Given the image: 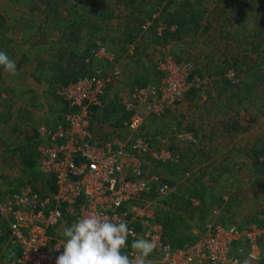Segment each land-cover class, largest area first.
Here are the masks:
<instances>
[{"label":"built area","instance_id":"2783aa9c","mask_svg":"<svg viewBox=\"0 0 264 264\" xmlns=\"http://www.w3.org/2000/svg\"><path fill=\"white\" fill-rule=\"evenodd\" d=\"M151 25L146 23L143 30ZM92 57L109 62L116 59L101 42L92 50ZM158 70V83L132 89L122 102L129 113V119L123 121L125 136L117 127L106 137H97L91 129L93 108L103 110L108 105L104 99L107 88L121 76L117 67L110 72L98 68L94 74L58 88L70 107L64 122L34 131L45 139L36 149L40 172L55 179L56 189L50 192L35 184L36 189L25 175L27 179L21 178L15 192L0 203V264H56L63 252L56 247L61 246L64 227L94 212L116 221L123 219L135 235L154 240L157 247L148 257L151 264H243L244 256L250 261L262 260L264 226L259 224L240 228L210 218L203 230H192L193 240L181 248L171 246L165 237L159 208L179 193V187L148 171L145 161L178 162L181 156L155 150L143 129L148 120L162 118L192 87L207 84V79L193 75L190 63L181 65L171 57L160 62ZM176 135L196 142L190 132ZM191 201L194 206L200 203ZM216 210L212 216H217Z\"/></svg>","mask_w":264,"mask_h":264},{"label":"trees","instance_id":"16d2710c","mask_svg":"<svg viewBox=\"0 0 264 264\" xmlns=\"http://www.w3.org/2000/svg\"><path fill=\"white\" fill-rule=\"evenodd\" d=\"M111 1L116 2V5L123 8L126 12L122 15L123 20L119 22L121 34L115 36L114 34L112 36L107 35V32L110 31L108 21L114 17L113 9L110 8V4L112 5ZM246 3L251 12L255 14V28L253 34H251L253 38L249 42L250 48L247 51L244 48L240 51L243 41L248 39V36L235 38L239 49L237 54L243 60L240 67L245 70L241 72L238 69L236 65L240 63V60L233 55L227 56L228 59L225 61L227 67L216 70L215 74L205 75L201 70H196L191 64L193 75L201 79H210L211 82L213 81V85L220 77L225 82V86L223 85L215 90L216 96L214 97L212 96L213 86L210 82L203 84L199 88L192 87L186 93L185 97L191 100L195 97L202 99L209 115L214 110L217 111L216 109L220 111L224 108L229 110L232 107L241 106L245 102H256L257 100L264 102V0H246ZM30 5L31 14L27 19L30 21L36 19L37 14L43 16L46 20L42 24L51 27L49 31L50 35H52L50 38L45 39L51 43V50L43 56H36L37 62H41L42 66H48V68L42 67L41 71L38 70L34 74V77H36L37 81L46 79L49 85H58L59 87L75 82L90 73L92 61L88 63L85 59L90 55L92 56V50L97 47L99 42L108 47V41L112 40V52H114L116 47H119L120 52H125L130 46H134L135 43L146 46V44L151 42L155 46H166L172 42H180L185 37H195L208 32V28L202 25L205 12L201 0L196 2H191L190 0H31ZM155 14H158L156 18H154ZM24 18L26 16L22 17V19ZM27 19L24 20V23L26 26L31 27L33 21L29 22ZM160 20L163 22L161 33L158 30L160 26H157ZM4 22L5 17L0 14V44L8 30L7 26H5V32L2 30ZM148 22H152L150 28L146 31L144 30L145 34L148 35L140 37L144 34L143 26ZM201 28L202 32L200 31ZM45 40L38 39L35 45L43 46L46 44ZM114 53L116 54V52ZM136 53H139V51L137 46H134L132 56H135ZM49 55H51V58L48 59ZM116 56L119 58L121 54ZM26 59L29 61V58ZM213 59L208 56L207 63L210 64L214 61ZM177 61L181 62V59L179 58ZM208 67L210 66L208 65ZM57 68L60 73L55 72ZM231 71H233V77L228 76ZM157 73L160 74V72ZM241 73H244V78H241ZM146 86H148L147 81H139L138 88ZM214 87L217 86L214 85ZM217 98L220 100L219 105H216ZM65 106L62 111V118L70 109L67 103ZM105 110L107 111L108 109ZM128 116H123V119H128ZM221 123L223 126H227L226 122L222 121ZM56 124L58 126L60 123ZM118 124V122L115 123V125ZM189 130L196 133L197 142L186 147L187 150L193 151V158L187 161V153H182L178 163L158 164L165 168L166 173L168 169L173 174L178 175L176 180L166 178V182L171 184L184 179L185 175L192 170L194 171L187 178V183L181 188L180 192L170 196L166 202L169 210L160 211L158 217L163 225L165 237L174 248H181L190 243L193 240L192 229L202 224L213 209L217 208L230 213L233 207L237 206L236 202L238 200L235 197L238 195L224 191L219 186L220 176L210 175L206 168L200 169L199 172L196 171L195 166H198L201 160H197V151L194 148L201 141L194 129ZM106 136L109 135L104 134L102 137ZM27 143L23 153V170L29 182L36 189H39L35 185L36 182H40V189L47 188L50 192L55 191V179L51 176L46 177L43 175L39 168L36 149L40 143H45V139L39 135L29 136ZM214 148L212 147V150L210 148L211 152L214 151ZM250 148L247 156L250 159L251 170L256 172V178L252 181H256L258 184L263 183L264 144L255 143ZM210 150L200 151L201 157L207 156ZM207 157L209 158V156ZM222 167L223 170L233 169L231 166ZM209 175L211 182L207 179ZM191 199L199 200V205L194 206ZM255 215V222L260 226H264V207L258 210ZM262 248L264 249V242Z\"/></svg>","mask_w":264,"mask_h":264},{"label":"rangeland","instance_id":"374dc122","mask_svg":"<svg viewBox=\"0 0 264 264\" xmlns=\"http://www.w3.org/2000/svg\"><path fill=\"white\" fill-rule=\"evenodd\" d=\"M190 1L196 2L198 0ZM111 2L112 5L110 4V8L113 9L114 17L113 19L108 21L110 31L107 32V35L112 36V34H114L115 36L121 34L119 22L123 20L122 15L124 14L125 10H123V8L121 7H118L116 5V2ZM30 3L31 0H0V14H2L4 17L6 16V18L9 17V19L7 20L10 25L7 24V27H9L7 33L10 32L12 40H14V43L17 45V47L10 53V57L15 60V62H17V60L21 56H30V58L32 59L36 56H43L46 54V52L51 50V43H49L48 40H45L46 38H50L52 36L50 35L49 31L51 27H49V25L42 24V22L46 19L39 14H37L36 19H33L31 21L27 19L31 14ZM201 4L205 12L202 25L205 28H208V32L199 34L195 37H185V39L180 42H172L166 46H155L150 41V43L146 44V46H141L140 44L135 43L134 46H137L139 51V53H136L135 56H129L128 52L126 51L120 52L119 47L114 48V52H116V54H121L118 64L121 71V77L117 81L116 87H112L109 90L108 96L110 95L109 97H111V99H115L116 97H118V99L121 98V101L123 99H128L131 93V89L134 86H138L139 81H147L148 85L158 83L161 79V73H157L161 72L160 70H158L159 64L168 57H171L176 63L181 65L190 63L196 70H201L205 75H207L211 73L215 74L216 70L221 69L222 67H227L225 64L226 59H228L227 56L233 55L237 57L238 60H240V63L236 65L238 69L241 70V72L245 70L243 67H240V64H242L243 60L241 56L239 57L237 54L239 49L235 38L248 36L249 38L243 41L240 51H242L243 48L244 50L246 49V51L248 50V48H250L249 42L253 38V35L251 34H253V30L255 28V14H253L249 9L246 0H201ZM24 16H26V18L22 19V17ZM16 18H20L21 20L17 24H14L15 22L13 23L12 21H14ZM26 19L29 22L33 21V25L31 27L25 25L24 20ZM15 25H18V27L15 28ZM157 26L163 27L162 20L157 23ZM200 31H203L202 28L200 29ZM143 35L147 36L148 34H145L144 32V34H142L140 37H142ZM19 39L22 43L16 42ZM38 39L45 40V46L35 45V42ZM108 42V49L112 51V40ZM146 48L147 50H145ZM208 56L214 58V61H212L210 64L207 63ZM179 58L181 59V62L177 61V59ZM34 63L35 62H33V60L28 61L27 66H25L27 67V71H32L35 66ZM207 64L210 67H208ZM100 65L109 68L110 64L108 62H101ZM244 76V73H241V78H244ZM44 81L47 82L46 79H44ZM207 82H210L211 84L213 83V81L211 82L210 79H207ZM35 83L36 82L34 78L32 79L29 76L27 77V86H32V84L35 86ZM0 84H2V82H0ZM214 85L217 87H214ZM214 85L212 84L213 97L216 96L215 90L223 85L225 86V82L223 81V78L220 77L217 81H215ZM53 86L54 88L48 83L41 88H39L38 86V90L36 91L37 97H35L34 100H29L33 92L27 91L26 93L27 96L25 102H38V104L30 105V109L36 110V112H40V114L42 115L41 119H39L38 121L36 120L37 125H33L31 130H27V125L22 128L24 132L29 131L28 134L31 133V136L36 135L34 131L37 130V128L41 126L49 127L52 126L53 123H59L61 121L63 101L57 94V89L59 86ZM192 101L197 104L200 113L203 114V112H206L207 108L205 107V102H203L202 99L195 97L192 98ZM216 102H220V100L217 98ZM194 109L195 107L189 103L186 97H184L183 99L179 100L178 103L172 109H170L163 118H156L153 120H148L146 122L143 131L151 140L155 150H168L173 152L176 156H178V154H180L181 156L182 153H187V161H190V159L193 158V151L189 149L188 151L186 149V147H189V145L192 144L188 142L191 140H188L187 138L177 139L176 134L179 132L187 131L192 133L193 139L196 140V133L187 129L188 124H192L188 122L189 119L187 118L191 116ZM216 110L217 111L214 110V112H212L208 118L207 115L204 117L214 122L216 128L220 127V130L218 131L219 133L225 134L226 132H229V137L230 133H236L237 131H240L238 133V135L240 136L238 139L239 145H242L249 140H254L255 143L260 145L264 144L263 101L257 100L256 102H245L242 103L241 106L231 108L229 110L225 108L222 111L218 109ZM228 114L231 115L229 116L230 118H228ZM222 119H225L228 122L227 126H222ZM121 122L122 123L120 124V126H122L123 120ZM195 126H197L198 128ZM107 127L108 123L100 124L96 122L95 124H93V131L96 136L100 137L105 134V129ZM193 127L197 128L198 131H201L203 129L196 123ZM118 129L122 134H124V129H121V127H119ZM221 130H223V132H221ZM21 132L23 133V131ZM125 135L126 134H124V136ZM149 135H151L152 137ZM205 142L209 144V142L207 141H202L197 147L194 148L197 151V160L202 161L198 163V166H195L196 171L199 172L200 169L206 168L210 172V175L214 174L220 176L221 181L219 182V186L224 189V191L233 193L234 195H238L235 196L238 200L236 202L237 206L233 207L232 212L227 213L225 211H222L221 209H217V216H212V213H210L207 219L202 224L194 227L195 231L203 230L206 221L210 218H214L217 222L222 223L223 225H236L240 228L246 227L247 225L252 223L258 224L257 222H255V214L258 210H261L264 207V182L258 184L256 181H252L256 178V172L255 170H251V165V167L248 166L244 168L235 167V164L241 165L244 161H242V155L237 150L234 159H231L230 157V155L233 153L228 155L227 151H229L232 146L229 144V139L225 140L224 143L223 141L221 143V141L219 140L218 142L221 145L219 147H215L214 151L212 152V147L206 145L208 146V148L205 151H208L211 148L210 152H208L207 155L209 156V158L207 156H203V158L200 154V151H203ZM245 159L247 160V162H250L248 156L245 157ZM145 165L148 171L153 170L155 172H159V174H161L165 179L167 178L169 180H176V178L178 177V175L173 174L168 169L167 174L164 167L159 166L155 161L149 158H147V161H145ZM244 165L246 166V164ZM222 166H231L233 169L223 170ZM156 168L157 170H155ZM13 172V175L17 176V178L14 176L16 179L8 180L7 182L11 183V188L17 189L18 185L22 181L21 178L23 180L27 178L23 175V168L22 172L18 168ZM192 172L194 171L192 170L191 172H189V174L185 175L184 179L177 182L175 181V184H177L179 187V192L181 188L186 185V180H188L187 178H189ZM210 175L207 177L208 180L210 179ZM209 182H211V180H209ZM36 185L40 186V182H36ZM168 199L165 201L162 207L159 208V214L160 211L169 210V206L166 203Z\"/></svg>","mask_w":264,"mask_h":264},{"label":"crops","instance_id":"0c3cea01","mask_svg":"<svg viewBox=\"0 0 264 264\" xmlns=\"http://www.w3.org/2000/svg\"><path fill=\"white\" fill-rule=\"evenodd\" d=\"M7 19H9V17L6 18V16H5V22H4L5 24H4V27L2 29L4 32L6 29L5 26H7V24L10 25ZM20 20H21L20 18H16L12 22L13 23L15 22L14 24H17ZM14 27L16 28V27H18V25H15ZM8 28L9 27H7V29ZM4 35H3L4 38H2V40H1L0 51H5L10 56L11 51L14 50L17 47V45L14 43V40H12V37L10 36V32H8ZM16 42L22 43L20 39ZM133 49H134V46H130L128 48V50H126V52H128L129 56L132 55ZM118 54H120V53H118ZM54 55H55V53H54ZM116 55L117 54H115V56ZM47 56H48V53L46 55V59H47ZM26 58H29V60H31V61L33 60V62H35L34 63L35 66L32 69V71H29V70L27 71V67H25L28 64V60ZM49 58H51V55H49L48 59ZM119 58L116 56L115 62H109L107 60L99 61V60L94 59L91 55L88 56L85 59V61L88 63L92 61V63H91L92 66L90 68V73H88L86 75L94 74L95 70L98 68L105 70L106 72H110L115 67H117L120 70L119 65H118L119 64ZM101 62H108L110 64L109 68H106V67H103L102 65H100ZM16 66H17V72L19 73V75L15 76V77L11 76L9 73H6L3 70V68L0 67V82H2V84H0V95H1L0 96V203H5L7 201V199L15 192V189L11 188V183L7 182L8 180H13V179L17 178V176L13 175L14 174L13 171H16V169L18 168L22 172V168H23L22 166L24 165L23 153L25 152V146L28 144L27 143L28 138H29V136L31 137V133L28 134L29 131L24 132V130L22 128L27 125L26 126L27 130H29V129L31 130L33 125H37L36 122L39 119H41V117H42L40 112H36V110L30 109V107H31L30 105L38 104V102H25L26 96H27L26 93H27V91L33 92V94H31L29 100L30 99L34 100L35 97H37L36 91L38 90V86H39V88H41L42 86H45V84L47 85V82H45L44 80L41 79V81H37L36 77H34V74L37 73L38 70L41 71L42 67L48 68V66H42L41 62L40 63L37 62L36 57L31 59L30 56H21L17 60ZM45 71H47V70H45ZM55 72L60 73L58 68L55 70ZM26 76L27 77L29 76L32 79L34 78V80L36 82L35 86L33 84H32V86H27V77ZM118 80L114 81L107 88V93H106L104 99L106 100V102H108V105L103 110H99L95 107L93 108V114H92V120H91L92 131H93V124L98 122L100 124L108 123V127L105 129L106 135L111 136V133H109V131L110 130H112V131L117 130L116 127L117 128L121 127V129H124V133H127V129H125L123 124H122V126H120V124L122 123L121 122L122 120L127 121L129 119V116H128V119H123V116L129 115V113L127 111H125L124 105L122 104V102H125L127 99H125V100L123 99L124 101L123 100L121 101V98L118 99V97H116L115 99L114 98L111 99V97H109L110 95L108 96L109 90L112 87L113 88L116 87V83ZM51 86L54 88L53 85H51ZM1 87H2V89H1ZM136 87H138V86H134L132 89H134ZM132 89H131V91H132ZM57 94H58V89H57ZM130 95H131V93H130ZM58 96H60V95L58 94ZM128 96H129V94H128ZM108 98H109V100H108ZM60 99L63 101V109H64L66 107L65 104L67 102L61 96H60ZM187 99H188L189 103L195 107L191 116L188 118L185 117V118L189 119L188 122L192 123V124H188L187 129H194L198 133L197 136L200 137L201 142L202 141L209 142V144H207L206 142L204 143L203 150H206L208 148V146L209 147H219L221 145L218 142L219 140L221 141V143H222V141L224 143L225 140L229 139V144L232 146H231V149H229L230 152L227 151L228 155L233 153L230 155V157H231V159L232 158L234 159V156H235L236 150H237L242 155V161H244L241 165L235 164V167L244 168V167L250 166L251 164L249 163V161L245 162L246 161L245 157L249 153V148L255 144V141L249 140L246 143L239 145L238 139L240 136L238 135V133L240 131H237L236 133L235 132L230 133L229 137H228L229 132H226L225 134L219 133L218 131L220 130V127L219 128L217 127L218 128V130H217V128L214 125V122L207 119L209 117V114L207 112H203V114L200 113L197 104L195 102H193L191 99H189V98H187ZM216 105H219V102H217ZM232 108H234V107H232ZM105 109H108L107 110L108 113ZM67 110H68V108H67ZM206 115H207V118L204 117ZM64 116L65 115H63V117ZM227 116H228V118H230L229 116H231V115L228 114ZM227 120H229V119H227ZM222 121L226 122V125H227L228 122L225 119H222ZM62 122H64V118H62V120L59 123H62ZM116 122H118L119 124L115 125ZM109 123H110V125H109ZM195 123L197 125L201 126L203 129L201 131H198L197 126H195L197 128L193 127L195 125ZM56 125H57L56 123H53V125L49 126V127H55ZM191 125H193V126H191ZM21 131H23V133ZM221 132H223V130H221ZM149 136H151V135H149ZM206 145H208V146H206ZM238 161H236V162H238ZM244 164H246V166ZM24 173L25 172L23 170V175L25 176ZM19 179H20V177H19ZM194 229L195 228H193L192 230H194ZM0 251H1V249H0ZM261 251L263 254L261 261H250V259H248L246 256L243 257V260L244 261L247 260L248 264H263L264 249L262 248V246H261ZM4 257H5V255L2 256V258H4Z\"/></svg>","mask_w":264,"mask_h":264},{"label":"clouds","instance_id":"9594fccd","mask_svg":"<svg viewBox=\"0 0 264 264\" xmlns=\"http://www.w3.org/2000/svg\"><path fill=\"white\" fill-rule=\"evenodd\" d=\"M0 67L13 77L19 75L15 60L5 51H0ZM156 247L154 240L135 235L127 221L94 212L64 227L61 246L56 247L63 252L56 264H151L148 257Z\"/></svg>","mask_w":264,"mask_h":264}]
</instances>
